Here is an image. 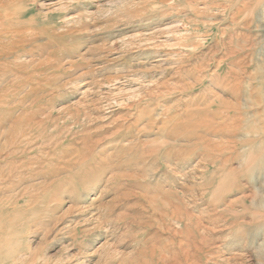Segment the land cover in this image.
Returning <instances> with one entry per match:
<instances>
[{"label":"rangeland","instance_id":"rangeland-1","mask_svg":"<svg viewBox=\"0 0 264 264\" xmlns=\"http://www.w3.org/2000/svg\"><path fill=\"white\" fill-rule=\"evenodd\" d=\"M0 264H264V0H0Z\"/></svg>","mask_w":264,"mask_h":264}]
</instances>
